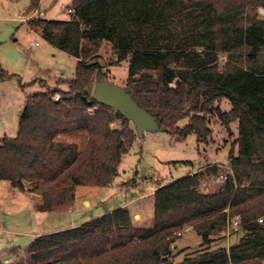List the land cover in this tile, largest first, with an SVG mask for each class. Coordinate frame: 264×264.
I'll list each match as a JSON object with an SVG mask.
<instances>
[{"label":"trees","instance_id":"16d2710c","mask_svg":"<svg viewBox=\"0 0 264 264\" xmlns=\"http://www.w3.org/2000/svg\"><path fill=\"white\" fill-rule=\"evenodd\" d=\"M39 2L31 0L27 13ZM260 7L264 0H73L67 20L27 21L77 59L74 78H62L55 87L39 80L45 90L26 96L16 135L1 138L0 181L19 189L29 184L42 196L37 211L67 210L78 186L112 184L137 137L120 112L93 98L94 84L109 80L105 65L96 61L104 41L116 55L112 64L128 61L126 89L160 118L167 133L179 141L196 133L200 142L211 133L213 115L228 130L238 122V152L230 150L229 170L208 165L158 187L150 225H135L130 211L120 207L40 234L24 252L8 250L15 258L10 264H264ZM10 76L0 65V80ZM223 98L230 100V111L216 105ZM181 120L187 123L179 126ZM115 122L121 127L114 128ZM210 180L220 184L208 189ZM236 215L241 236L228 246L222 232ZM187 228L201 243L178 249L177 233ZM0 264H6L2 257Z\"/></svg>","mask_w":264,"mask_h":264},{"label":"rangeland","instance_id":"374dc122","mask_svg":"<svg viewBox=\"0 0 264 264\" xmlns=\"http://www.w3.org/2000/svg\"><path fill=\"white\" fill-rule=\"evenodd\" d=\"M72 1L40 0L41 13L37 18L67 20L70 18L69 7ZM30 3L31 0H0V65L11 75L0 80V144L2 137L16 135L19 114L24 108L26 96L45 90L39 80L55 87L61 78L71 79L76 73L77 59L74 56L54 47L42 38L39 31L28 26L27 21L36 18L33 16L35 11L27 13ZM259 13L264 16L263 7L259 8ZM33 41H38L40 45L33 47ZM225 59V55L221 54L219 62L223 64ZM96 61L105 65L104 70L108 71L109 80L125 86L128 61L112 64L116 61V55L109 42L102 43ZM33 80L37 82L29 84ZM59 87L67 89L66 84ZM216 105L224 112L232 109L227 98L219 100ZM186 123L187 120H181L178 124L184 126ZM113 127L120 128L121 123L115 122ZM208 127L210 135L200 142L196 133H191L181 141L166 131L145 132L143 137L137 136L119 165V173L112 184L76 187V199L64 211H51L46 215L35 216L24 194L18 202L15 200L13 206H8L5 198L9 195L5 197L7 189L3 190L7 181H0V204L3 206L0 225L13 231H22L0 233V257L6 264H10L15 258L7 254L8 250L16 247L24 252L32 242L31 235L39 230L59 225L71 227L72 223L90 221L120 207L131 211L135 225H150L149 219L153 215L151 198L158 187L208 165L215 164L229 170V152L231 149L234 154L238 152V122H232L228 130L218 117L209 115ZM129 128L136 133L131 122ZM77 140L84 143V138ZM219 184V180H210L207 186L208 189H214ZM25 185L23 190H30V185ZM135 213L141 215L142 222ZM240 236V231L235 232L227 238V245L237 242ZM200 243L199 235L186 231L176 240L175 245L182 249L195 247Z\"/></svg>","mask_w":264,"mask_h":264},{"label":"water","instance_id":"95a60500","mask_svg":"<svg viewBox=\"0 0 264 264\" xmlns=\"http://www.w3.org/2000/svg\"><path fill=\"white\" fill-rule=\"evenodd\" d=\"M93 98L101 104L120 112L135 127L136 135L143 137L145 132L166 131L157 115L139 104L125 86L111 80H99L93 87Z\"/></svg>","mask_w":264,"mask_h":264},{"label":"crops","instance_id":"0c3cea01","mask_svg":"<svg viewBox=\"0 0 264 264\" xmlns=\"http://www.w3.org/2000/svg\"><path fill=\"white\" fill-rule=\"evenodd\" d=\"M39 5H40V2H39ZM40 13H41V10H40V7L38 6V8L34 12L33 16H35L37 18V16H39ZM2 183H4V182H2ZM28 187H29V189L31 188V186H28ZM79 187L80 186H78L76 189H78ZM5 189H7L6 192H5V194H6L5 197L9 195V197L5 198L8 201V206H13L14 203H15V200H16V202H18L19 199L22 198V194H24V197L27 199V201L29 203V207H31V210L34 212L35 216H37V215H46L48 213V212H40V211L36 210V206L42 202V196L41 195L36 194V193H34V192H32L31 190H28V189L23 190V189H19V188L13 187L10 184V182H8V181H7V184H4L3 190H5ZM75 199H76V197H75ZM151 199H152V204H153V197ZM82 202L85 204V200H83ZM2 210H3V206H2V204H0V212ZM153 212H154V209H153ZM135 216H139V218H140L139 221L142 222L140 214L135 213ZM152 217H153V215L150 217V219H149L150 221H151ZM85 222H88V221H85ZM85 222L82 221V222H79V223H76V224L72 223L71 227L81 225V224H83ZM65 228L66 227H63V226L59 225L58 227H49V228H46V229L39 230L37 233H34V234L31 235L32 236L31 241H33L34 240L33 238H35L36 236H38L40 234L49 233V232H52V231L61 230V229H65ZM67 228H69V227H67ZM3 232H11V233H13V232H22V231H13V230H11L9 228L8 229L5 228L3 225H0V233H3ZM234 243H236V242H234ZM230 245H232V244H230ZM230 245H228V246H230ZM6 260L9 261L8 259H6Z\"/></svg>","mask_w":264,"mask_h":264},{"label":"built area","instance_id":"2783aa9c","mask_svg":"<svg viewBox=\"0 0 264 264\" xmlns=\"http://www.w3.org/2000/svg\"><path fill=\"white\" fill-rule=\"evenodd\" d=\"M72 10L69 9V12H71ZM32 46H38L39 42L38 41H33ZM61 98L60 94H55L53 99L55 101H59ZM92 111V110H90ZM263 218H259V222H262ZM241 228V220H240V216L236 215L233 217H228L225 229L223 230V234L229 238L231 235H233L235 232L240 231ZM186 231H189V228L185 229L184 231H180L177 233L178 236H182Z\"/></svg>","mask_w":264,"mask_h":264}]
</instances>
